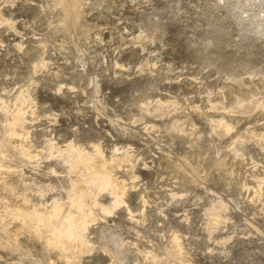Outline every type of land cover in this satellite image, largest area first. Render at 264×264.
I'll list each match as a JSON object with an SVG mask.
<instances>
[{"label": "rangeland", "instance_id": "1", "mask_svg": "<svg viewBox=\"0 0 264 264\" xmlns=\"http://www.w3.org/2000/svg\"><path fill=\"white\" fill-rule=\"evenodd\" d=\"M0 165V264H264V0H0Z\"/></svg>", "mask_w": 264, "mask_h": 264}, {"label": "bare ground", "instance_id": "2", "mask_svg": "<svg viewBox=\"0 0 264 264\" xmlns=\"http://www.w3.org/2000/svg\"><path fill=\"white\" fill-rule=\"evenodd\" d=\"M20 139L23 141L22 135H19ZM85 164L88 166V173L92 180L95 182L108 180L110 182V186L112 187L113 194L117 197V202H121V197L123 195L121 184L117 182L116 180L112 179L110 174V166L100 164L96 165V162H91L92 160L88 156H84ZM3 165H0V181L6 177L5 170L2 169ZM7 178V177H6ZM76 193L80 194L81 190L76 189ZM74 206L78 209H81V206L79 203H75ZM57 211V210H56ZM42 210H40L38 213L35 214V216L40 217L42 214ZM52 217H44L41 220L43 221V224L48 227H52ZM40 219V218H39ZM65 222H68V227L63 230V233L56 232V228H53V238L50 240V243L55 245H61L63 243V239L66 240H72L76 239L75 230L81 229L85 227L88 223L91 221L87 219V217H80L74 216L71 213H69L66 218ZM67 248L65 247V253L67 258L70 259L71 254L66 251Z\"/></svg>", "mask_w": 264, "mask_h": 264}]
</instances>
